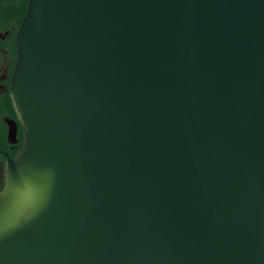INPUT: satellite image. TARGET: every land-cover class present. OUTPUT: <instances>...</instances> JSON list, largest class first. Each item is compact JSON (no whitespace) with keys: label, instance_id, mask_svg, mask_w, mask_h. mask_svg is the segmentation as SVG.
<instances>
[{"label":"water","instance_id":"95a60500","mask_svg":"<svg viewBox=\"0 0 264 264\" xmlns=\"http://www.w3.org/2000/svg\"><path fill=\"white\" fill-rule=\"evenodd\" d=\"M0 264H264V0H28Z\"/></svg>","mask_w":264,"mask_h":264},{"label":"flooded vegetation","instance_id":"af4514ba","mask_svg":"<svg viewBox=\"0 0 264 264\" xmlns=\"http://www.w3.org/2000/svg\"><path fill=\"white\" fill-rule=\"evenodd\" d=\"M28 0H0V189L6 165L22 143L20 124L10 99L11 77L17 59L16 34Z\"/></svg>","mask_w":264,"mask_h":264}]
</instances>
